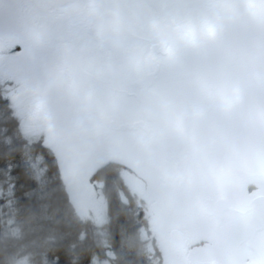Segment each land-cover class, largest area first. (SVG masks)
Wrapping results in <instances>:
<instances>
[{
  "label": "flooded vegetation",
  "instance_id": "flooded-vegetation-1",
  "mask_svg": "<svg viewBox=\"0 0 264 264\" xmlns=\"http://www.w3.org/2000/svg\"><path fill=\"white\" fill-rule=\"evenodd\" d=\"M133 1L0 0V34L11 42L30 41V48L24 46L23 50L24 66L32 83L40 79V104L53 123L68 118L75 123L69 130L73 134L85 130L95 135L109 130L142 132L140 147L148 161L134 162L138 171L131 173L141 186L130 194L121 193V201L135 208L138 239L152 264H237L246 237L241 229L242 234L237 232L242 224L238 225L237 213L225 202L224 188L217 190L190 176L188 160L181 152L183 137L177 148L169 135L153 130L138 107L141 82L150 73L155 75L150 86L154 90L162 75L183 81L177 73L182 71L169 60L170 49L165 50L166 55L159 52L151 30L156 22L154 11L143 0ZM150 49L152 66L145 69L143 56ZM106 63L120 73L130 72L133 78L129 83L115 78ZM121 94L133 101L142 118L119 124L100 117L92 124L79 122L85 114L96 117L91 110L101 102L107 113L117 111ZM164 100L176 98L166 96ZM119 166L123 178L127 168ZM171 168L176 170L174 174ZM222 245L228 250H222ZM109 250L113 264L115 255Z\"/></svg>",
  "mask_w": 264,
  "mask_h": 264
},
{
  "label": "water",
  "instance_id": "water-1",
  "mask_svg": "<svg viewBox=\"0 0 264 264\" xmlns=\"http://www.w3.org/2000/svg\"><path fill=\"white\" fill-rule=\"evenodd\" d=\"M143 1L154 11L151 30L160 54L169 48L170 62L182 71L177 73L183 83L174 84L202 101L207 142L216 158L232 172L264 181V0L198 2L189 12L180 10V17L166 14L172 0ZM147 76L138 107L153 130L169 135L178 148L183 137L178 104L164 100L166 95L150 87L155 75ZM246 219V244L264 264L263 196L252 199Z\"/></svg>",
  "mask_w": 264,
  "mask_h": 264
},
{
  "label": "trees",
  "instance_id": "trees-1",
  "mask_svg": "<svg viewBox=\"0 0 264 264\" xmlns=\"http://www.w3.org/2000/svg\"><path fill=\"white\" fill-rule=\"evenodd\" d=\"M18 109L0 82V264H92L106 259L104 239L113 264H152L135 208L121 201L130 190L119 164L106 163L90 177L102 183L106 200L107 222L97 227L81 214L83 193L74 201L62 150L25 133Z\"/></svg>",
  "mask_w": 264,
  "mask_h": 264
},
{
  "label": "rangeland",
  "instance_id": "rangeland-1",
  "mask_svg": "<svg viewBox=\"0 0 264 264\" xmlns=\"http://www.w3.org/2000/svg\"><path fill=\"white\" fill-rule=\"evenodd\" d=\"M132 4L134 5L135 12L138 13L139 10L135 2L133 1ZM140 10L142 12L145 11L143 3H141ZM142 17L143 13L141 14V18ZM2 28H5V25H2ZM30 45V41H24L22 43H16V41L11 42L0 34V82H2L5 87V95L17 108L19 107L20 119L25 133L30 132L31 138L35 139L39 137L42 144L48 145L51 148L56 146L62 150L65 162L68 165V172L71 176L72 188L75 192H73L74 201L79 196V193H83L81 203L79 201L77 203L81 206V214L83 213L85 216L89 217L95 226L102 227L107 222L106 200L102 192V183L90 180V177L97 168L106 163L115 162L117 164H124L127 168V171L123 174L125 183L128 185L130 191H138L141 185L131 173L133 170L138 171L134 166V162L141 160L142 163H147L148 161L147 158L144 157L145 149L142 150L140 147V144L144 142V139L141 138L142 132L133 134L130 132H122L121 130H109L106 134L95 135L85 130L80 132V134H73L70 133L69 130H72L75 123L68 118L58 119L53 123L50 117L45 114L44 108L40 104V79H37L39 80L38 82L32 83L30 80L31 73L26 69L27 66H24L27 63L23 53L24 46L30 48ZM12 48L13 51H11ZM25 52H27L26 48ZM143 62L145 69L151 68L152 64L148 52H145ZM35 64H39L38 57L35 59ZM106 65L113 71L115 78L119 79L121 77L128 83L133 78V74L130 72L121 70L122 72L120 73V71L115 70L111 64L108 65L106 63ZM34 73L36 77L40 78V73H38V71ZM175 81L176 79L173 77L171 79L169 76L162 75L158 83V87L161 89H159L158 92L162 95L167 93L166 96L176 98V100L171 101L178 104V108L181 107V109H179L182 111L179 116L182 118L180 124L186 121L187 125L190 126L189 129L186 128L187 130H183L181 126L183 133L181 152L188 160L189 175L198 178L200 182H205L208 186L218 190L219 187L222 186L221 182L217 179L216 170L213 169L212 164L214 157L211 156L212 154L209 151L211 148L206 147L205 142L207 145L208 142L207 139L204 138L201 127L200 133L196 130L199 129V123L194 120V113L191 111L187 112V109L185 110L183 108L184 103L182 101V96L189 93V90L185 89L183 85H179L178 83V85L174 84ZM177 81L180 82L178 79ZM120 98L121 100H118L119 108L117 111L107 113L106 105L101 102L91 110L96 117L85 114L86 116L79 119V122L85 124L89 121V124H92L94 123V118L100 117L105 121L109 122L112 120L119 124L142 118L139 115L137 116L130 113L132 105L123 107V100H129L126 94H121ZM205 134L207 136V132H205ZM147 147L149 148V146ZM207 156L212 159L211 163L204 161V157ZM215 159H217L216 156ZM170 166H173L172 162ZM170 172L174 174L176 170L171 168ZM139 175L140 174H138V178ZM83 180H86V182L82 187ZM235 217L236 222L241 226L242 222L239 221V215L236 214ZM243 227L244 224H242L237 232L242 230L244 233ZM240 234L242 233L240 232ZM231 238H233L232 235ZM234 239L237 241L238 238H233V240ZM103 245L106 246L105 239L103 240ZM241 246L242 253L239 255L237 264H256L254 254L252 253V255H250L249 249H247L248 246L245 243H242ZM220 248L222 250H228V247L225 245L220 246ZM105 254L107 259L94 258L92 264H112L108 259V256H113L112 252L106 248Z\"/></svg>",
  "mask_w": 264,
  "mask_h": 264
},
{
  "label": "bare ground",
  "instance_id": "bare-ground-1",
  "mask_svg": "<svg viewBox=\"0 0 264 264\" xmlns=\"http://www.w3.org/2000/svg\"><path fill=\"white\" fill-rule=\"evenodd\" d=\"M217 1L218 0H172L171 6H168L166 9V14L167 16L170 15V16L180 17L181 16L180 10L186 9L185 11L189 12L193 9L192 8L193 5L198 2L202 4L205 3V4L214 5L217 3ZM159 89L161 88L157 86L156 90L159 91ZM164 95H167V93ZM182 101L186 105V109L187 108L191 109V111L194 113L193 114L194 120H196L199 123V129H196L197 132L200 133V127H201L204 138L207 139V136L205 134V118L203 114L204 108H203L202 101L190 99L189 97L185 95L183 96ZM123 102H124L123 107H128L132 105L131 106L132 109L130 110V113L137 115V116L140 115L138 112V108L134 106V104H132V101L123 100ZM180 115H181V110H179V116ZM180 120H182V118H180ZM181 126L183 127V130H187L190 128V126L187 125L186 121H183ZM205 144H206V147L210 148L209 143L207 145V143L205 142ZM209 151L212 154L211 156L214 157L212 165H213V169L216 170L217 179L219 180V182H221V186L224 188L222 192L223 193L225 192L224 194L226 198H228V200L230 201V206L239 215V221L242 222V224H244L246 223V220H247L246 212L250 206V202L252 201V199H254L257 196L264 197V181L252 180L250 178L244 177L242 175H239L235 172L230 171L226 166L220 163L218 159H215L214 153H212L213 151L211 149ZM204 161L211 163L212 159L209 156H207V157H204ZM250 187H253V189H250ZM247 249H249L248 251L250 255H252V253L254 254L255 263L258 264L256 261V255L254 251L250 248H247Z\"/></svg>",
  "mask_w": 264,
  "mask_h": 264
}]
</instances>
